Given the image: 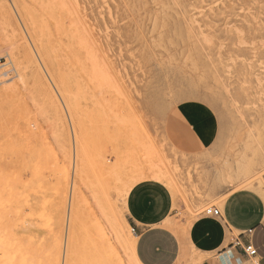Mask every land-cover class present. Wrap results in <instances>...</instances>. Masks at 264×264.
<instances>
[{"label":"rangeland","instance_id":"rangeland-1","mask_svg":"<svg viewBox=\"0 0 264 264\" xmlns=\"http://www.w3.org/2000/svg\"><path fill=\"white\" fill-rule=\"evenodd\" d=\"M0 65V264H141L125 177L191 222L264 171V0H0Z\"/></svg>","mask_w":264,"mask_h":264},{"label":"crops","instance_id":"crops-1","mask_svg":"<svg viewBox=\"0 0 264 264\" xmlns=\"http://www.w3.org/2000/svg\"><path fill=\"white\" fill-rule=\"evenodd\" d=\"M256 182L231 194L221 192L220 206L215 207L220 215L204 214L191 222L174 220L177 203L166 183L147 180L135 185L127 198L126 214L137 237L140 263L264 264V171ZM145 237L151 240L150 247ZM237 240L243 245L250 241L256 257L249 258L232 246Z\"/></svg>","mask_w":264,"mask_h":264},{"label":"bare ground","instance_id":"bare-ground-1","mask_svg":"<svg viewBox=\"0 0 264 264\" xmlns=\"http://www.w3.org/2000/svg\"><path fill=\"white\" fill-rule=\"evenodd\" d=\"M85 39H87V38H85ZM86 42V41H85ZM63 46V45H62ZM80 47V46H79ZM43 56H44V58H45V60H46V62H48L49 60H50V57H51V55H50V52H43ZM96 58H97V56H96ZM86 59H87V57H86ZM98 62V61H97ZM95 64H96V62H95ZM100 65V64H99ZM98 66V65H97ZM101 66V65H100ZM93 67V66H92ZM19 68V67H18ZM21 68H23V65H21ZM94 69V68H93ZM99 70V69H98ZM103 72V71H102ZM24 73H25V71H24ZM85 74V73H84ZM98 74V73H97ZM98 75H101V74H98ZM100 78V77H99ZM108 78V77H107ZM95 80V79H94ZM93 81V80H92ZM105 81V80H104ZM104 85V84H103ZM99 86V85H98ZM95 98V97H94ZM78 168V167H77ZM109 171H111V170H109ZM110 175H111V173H110ZM112 178V177H111ZM105 179V178H104ZM114 179V178H113ZM147 180H159V181H161V182H163V183H167V180H166V178L160 173V172H158V171H156V170H151V171H141V172H138V173H135V174H132V175H130L129 177H125L124 179H123V181L121 182V183H118V184H120V186H119V188H118V190H117V196H118V198L120 199V201H121V204H122V206H123V209L125 210L124 212H127V198H128V195H129V193H130V191L132 190V188L133 187H135V185H137L138 183H142L143 181H147ZM99 182V181H98ZM1 184V183H0ZM59 185H61V184H59ZM100 185H101V183H100ZM62 186V185H61ZM94 186V185H93ZM102 188V190H103V187H101ZM7 190V189H6ZM67 190V189H66ZM101 190V191H102ZM96 191V190H95ZM99 193V192H98ZM104 193V192H103ZM103 195V194H102ZM14 197V196H13ZM8 200V199H7ZM5 204H3V206H4ZM1 209V208H0ZM2 210H5V207L3 208V209H1V213H0V215H2V218L4 217V215H3V213H5V211L4 212H2ZM13 210V209H12ZM7 213H5V215H6ZM11 214V213H10ZM8 215V214H7ZM9 217V216H8ZM7 217V218H8ZM1 220V219H0ZM4 220V219H3ZM9 220V219H8ZM7 220V221H8ZM10 222H11V220H9ZM8 223V222H7ZM13 225V224H12ZM5 230V229H4ZM1 235H2V233H1ZM135 238H137L136 236H135ZM16 240H18V239H16ZM10 241H11V239H10ZM127 246H129V248H131V249H136V244H137V239H134V236H131V233H130V236L128 237V239H127ZM59 264V263H58Z\"/></svg>","mask_w":264,"mask_h":264},{"label":"built area","instance_id":"built-area-1","mask_svg":"<svg viewBox=\"0 0 264 264\" xmlns=\"http://www.w3.org/2000/svg\"><path fill=\"white\" fill-rule=\"evenodd\" d=\"M0 68H1V65H0ZM205 215L219 216L220 212L218 209L211 208L206 211ZM251 232L252 231L249 230L248 234H251ZM232 246L241 248L244 254L248 256L249 258H254L257 255V250L250 241L243 245L240 241L237 240L236 242L232 244Z\"/></svg>","mask_w":264,"mask_h":264},{"label":"snow or ice","instance_id":"snow-or-ice-1","mask_svg":"<svg viewBox=\"0 0 264 264\" xmlns=\"http://www.w3.org/2000/svg\"><path fill=\"white\" fill-rule=\"evenodd\" d=\"M189 121L191 122L192 125H195V123H196V122H195V119L192 118V117H189ZM181 124H182V127L187 131V133H188L189 135H192L193 138H194V131H193V128L190 127L188 123H185V122H183V121H181ZM195 131H199V129L197 128V129H195ZM137 191H139V189H137ZM235 191H236V186L233 185L231 188L226 189V190H225V193H222V195H223V194H231V193H233V192H235ZM240 195H243V193H241ZM197 226H198V225H197ZM145 242H146V247H150V246H151V240H150L148 237H145ZM144 264H153V262L150 261V260H145V261H144Z\"/></svg>","mask_w":264,"mask_h":264}]
</instances>
